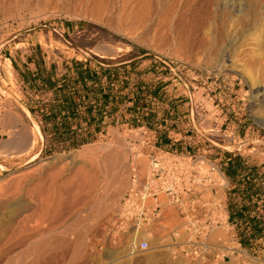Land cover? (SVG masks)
Instances as JSON below:
<instances>
[{
  "label": "rangeland",
  "instance_id": "1",
  "mask_svg": "<svg viewBox=\"0 0 264 264\" xmlns=\"http://www.w3.org/2000/svg\"><path fill=\"white\" fill-rule=\"evenodd\" d=\"M28 53L32 68L58 80L72 72L75 61L91 66L105 83L106 68L119 67L112 73V90L122 97L118 110L97 134L93 128L76 129L72 137L55 132L59 120L46 115L52 92L24 87L23 73L16 70ZM149 85L156 93L137 105L140 88ZM0 115L6 121L0 131V245L8 242L0 248V264H198L188 246L174 256L171 241L161 238L133 253L132 240L111 236V215L128 186L134 146L156 140V125L175 129L185 150H194L200 139L209 157L213 141L226 153L241 148L262 155L264 0H0ZM18 119L23 127H7ZM26 129L34 150L8 149ZM120 155L124 170L110 171ZM135 162L143 175L147 156ZM254 212L257 207L248 211ZM25 218L33 222L25 224ZM230 222V229L210 237L225 241V260L218 264H264V235L255 238L244 224ZM21 224L38 229L19 235ZM14 229L16 239L10 235Z\"/></svg>",
  "mask_w": 264,
  "mask_h": 264
},
{
  "label": "built area",
  "instance_id": "2",
  "mask_svg": "<svg viewBox=\"0 0 264 264\" xmlns=\"http://www.w3.org/2000/svg\"><path fill=\"white\" fill-rule=\"evenodd\" d=\"M200 143L195 140L194 150L180 151L166 150L150 140L134 146L135 161L141 154L147 156V168L142 175L133 161L128 186L110 220L111 236L132 240L133 253L149 249L151 240L170 234L174 247L180 251L183 244L188 246L198 264L225 260V241L211 242L210 237L217 229L233 226L225 200L229 181L222 156L202 153ZM211 143L208 149L216 146L225 151L221 143ZM166 206L177 215V226L163 222Z\"/></svg>",
  "mask_w": 264,
  "mask_h": 264
},
{
  "label": "crops",
  "instance_id": "3",
  "mask_svg": "<svg viewBox=\"0 0 264 264\" xmlns=\"http://www.w3.org/2000/svg\"><path fill=\"white\" fill-rule=\"evenodd\" d=\"M24 52L26 53L27 51L25 50ZM28 55H29L28 59L22 57L23 66H20L19 63H16L15 66L18 73L19 72L23 73L21 80L24 87H27L30 90L35 91V89L33 88L46 85V83H44L45 78L43 77H46V75H48V71H46V74H44L41 67L32 68L29 59L33 60V57L29 53ZM41 74H43L44 76H42ZM27 93L29 96L32 95L29 91H27ZM38 93L36 94V97H38L39 95ZM46 96L48 98V95ZM21 99L22 98L20 97V100ZM20 100L19 103L24 102L23 99L22 102ZM26 110L29 111V109ZM166 122L168 121L166 120ZM7 125L8 128L23 127V124L19 119L13 122V124L8 123ZM219 125H217V127ZM172 126L174 127L173 124ZM223 126L224 125H220L219 130L222 131ZM5 129H6V121L3 117H0V131H5ZM160 129H165V130L161 131ZM157 130L159 131V134L157 135L156 140L154 141L157 144H159L161 147H163L166 150H175V151L185 150L183 144L186 143V141L181 140L182 136H178L177 133H174L176 131L175 129L169 128L167 125L164 126L163 124H161V125H156V131ZM24 132L25 134H21V133L17 134V136H15V138L11 141V143H15V141H17L16 143H19V141L20 142L23 141V138L24 140L25 139L29 140V138L31 137H32L31 139H34L33 135L30 134V131L28 129L24 130ZM3 143H4L3 138L0 137V150L2 149ZM208 152H210L212 158H217V156L219 155L222 156L221 157L222 167L225 170V175L229 181V186L225 194V200L227 205L230 206V209L232 210L230 215L232 221L244 225L249 223H255V224H263L264 226V156L258 154L251 155L249 153L245 154V152L244 153L234 152L231 154H227L224 150L216 146L209 148ZM234 162L241 163L242 166L233 169L229 168V164ZM250 203H253L252 204L253 206L257 205L259 212L248 213L247 211H245L246 208L250 205ZM163 222L173 226H177L179 223L177 215L174 214V212L169 206L165 207ZM251 233L252 236L255 238L262 237L264 235V228L262 230V235L254 230H251ZM162 239L165 241H171L170 244H167V246L173 248V254L175 256L176 252H178L179 249H176V247H174L175 240L172 237V235L168 234ZM115 240L118 241L119 238H116ZM161 244L158 247L161 248L166 246Z\"/></svg>",
  "mask_w": 264,
  "mask_h": 264
},
{
  "label": "trees",
  "instance_id": "4",
  "mask_svg": "<svg viewBox=\"0 0 264 264\" xmlns=\"http://www.w3.org/2000/svg\"><path fill=\"white\" fill-rule=\"evenodd\" d=\"M118 68H106V72L109 74L107 83L103 81V76L99 75L91 66H85L77 61L74 62L72 72L69 70L59 80L55 79L52 73L43 77L46 85L33 89L37 92L43 90L52 92L53 99L48 104L49 108L46 115L48 114L49 119L54 121L59 120L54 126L55 132L72 137V134L77 133L78 129H85V132L90 133V128H93L95 134L101 130L105 118H112L114 112L118 110L119 102L122 101V97L117 96V93L112 90L115 81V76L112 73H117ZM146 88L145 90L140 88L137 95L139 99L136 101L137 105H140L149 94L156 93L155 90H152L151 85ZM74 123H77L78 128H73ZM231 153L234 152H227V154ZM241 166L242 164L238 162L229 164V168L232 169ZM253 207H257V205L248 206L245 211L248 212ZM244 227L249 228L250 233L251 230H254L261 235L264 228L263 224L255 223L246 224Z\"/></svg>",
  "mask_w": 264,
  "mask_h": 264
},
{
  "label": "bare ground",
  "instance_id": "5",
  "mask_svg": "<svg viewBox=\"0 0 264 264\" xmlns=\"http://www.w3.org/2000/svg\"><path fill=\"white\" fill-rule=\"evenodd\" d=\"M228 1H229V0H228ZM231 1H232V0H231ZM233 2H234V0H233ZM237 5H238V4H237ZM231 6H232V5H231ZM238 6H239V5H238ZM233 7H234V6H233ZM239 7H240V6H239ZM237 9H238V8H237ZM240 9H241V8H240ZM238 10H239V9H238ZM235 11H236V8H235ZM239 11H240V10H239ZM242 11H243V10H242ZM27 111H28V110H27ZM28 113H29V111H28ZM29 114H30V113H29ZM30 117H31V115H30ZM38 133H39V132H38ZM17 138H18V137H17ZM27 138H29V137H27ZM31 138H32V137H31ZM31 138H29V140H26V139L24 140V138H23V141H21L22 143L19 141L20 144H19V143H16L17 141H15V143H9V145H7V148H8V149H11V150L24 151V153H25V151H28V150H30V149H33V150H34V146H35L36 142H35V139H31ZM10 142H11V141H10ZM21 145H22V146H21ZM107 150H108V149H107ZM84 151H87V149L84 150ZM29 152H30V151H29ZM113 152H114V151H113ZM113 152H112V154H114V155H113V156H114L113 158H114V160H115V158H116V157H115V156H116L115 153H117V152H115V153H113ZM20 154H21V152H20ZM27 154H28V153H27ZM75 154H76V153H73V154H72V155H73L72 158H73L74 160H75V158L77 159V156H78L77 154H76V155H75ZM120 154H121V153H120ZM85 155H86V152H85ZM121 155H122V154H121ZM121 155H120V157H121ZM81 156H82V155H81ZM109 156H110V155H109ZM111 156H112V155H111ZM111 156H110V157H111ZM88 157H89V156H88ZM110 157H109V158H110ZM120 157H117V158H118V160H116L117 162L114 161V163H113L112 165H111V163H112V159H111V158H112V157L110 158V165H111V166L109 167L110 171H111V170H119V171H120V170H121V171L124 170L123 167H124L125 165L122 163L123 160L121 161V159H122L123 157H121V158H120ZM119 158H120V160H119ZM59 159H60V158H59ZM107 159H108V158H107ZM123 159H125V158H123ZM57 160H58V159H57ZM60 160H61V159H60ZM81 162H82V161H81ZM103 163H104V162H103ZM107 163H108V160H107ZM108 164H109V163H108ZM83 165H84V164H83ZM86 165H87V164H86ZM80 167H81V166H80ZM78 169H79V168H78ZM106 169H107V168H106ZM126 169H127V166H126ZM82 170H83V169H82ZM80 171H81V170H80ZM80 171H78L79 173H78V172H77V173H78V176H80V177L82 178V177H84L85 170H83L84 172L82 171L83 173L81 172L82 175H79V174H80ZM101 171H102V170H101ZM104 171H105V170H104ZM104 171H102V172L104 173ZM121 171H120V172H121ZM108 172H109V171H108ZM114 172H115V171H114ZM116 172H118V171H116ZM105 173H106V172H105ZM117 174H118V173H117ZM117 174H116V175H117ZM107 175H108V174H107ZM120 175H121V174H120ZM78 176H76V178H80V177H78ZM90 176H92V175H89V177H90ZM96 176H97V175H96ZM122 177H123V176H122ZM87 178H88V177H87ZM90 178H91V177H90ZM83 179H84V178H83ZM120 179H121V178H120ZM84 180H86V182H87V179H84ZM89 180L91 181V183H93V185L89 184ZM89 180H88V183H86V182L84 181L83 184L86 183V184H89L90 186H94V182H95V181H93L94 179L91 178V179H89ZM113 180H114V179H113ZM73 181H74V179H73ZM75 181H76V180H75ZM116 181H117V180H116ZM114 182H115V180H114ZM114 182H113V185L115 184ZM79 183H80V182H79ZM118 183L120 184V182H118ZM72 184H73V183H72ZM72 184H71V185H72ZM76 184H77V182H76ZM116 184H117V183H116ZM77 185H78V184H77ZM89 185H88V186H89ZM80 186H82V185H80ZM118 186H119V185H118ZM121 186H122V185H121ZM73 187H74V184H73ZM83 187H84V186H83ZM49 189H50V188H49ZM74 189H75V188H74ZM79 189H80V188H79ZM81 190H82V189H81ZM88 190H89V188H88ZM48 191H49V190H48ZM66 191H67V190H66ZM71 191H72V190H71ZM75 191H76V190H75ZM78 191L80 192V190H78ZM84 191H85V190H84ZM73 192H74V191H73ZM88 192H89V191H88ZM81 193H82V192H81ZM89 193H91V192H89ZM36 195H37V194H36ZM41 196H42V194H41ZM43 196H44V195H43ZM43 196H42V197H43ZM35 197H36V196H35ZM73 197H74V196H73ZM89 197H90V196H89ZM97 197H98V196H97ZM97 197H96V198H97ZM100 197H101V196H100ZM47 198H48V197H47ZM82 198H83V197H82ZM96 198H94V199H96ZM106 198H107V197H106ZM42 199H43V198H42ZM63 199H64V198H63ZM40 200H41V199H40ZM61 200H62V199H61ZM61 200H60V201H61ZM77 200H78V199H77ZM82 200H83V199H82ZM60 201H59V202H60ZM83 201H84V200H83ZM93 201H94V200H93ZM80 202H81V200H80ZM53 203H54V201H53ZM60 203H61V202H60ZM78 203H79V202H78ZM96 203H97V202H96ZM76 204H77V203H76ZM45 205H46V203H45ZM45 205H44V206H45ZM52 205H53V204H52ZM108 205H109V204H108ZM39 208H40V207H39ZM59 208H60V207H59ZM37 209H38V208H37ZM40 209H41V208H40ZM49 209H50V208H49ZM56 210H57V209H56ZM58 210H59V209H58ZM36 212H37V211H36ZM57 213H58V211H57ZM55 214H56V213H55ZM18 217H19V216H18ZM48 217H49V216H48ZM27 219H28V223L32 221L31 218H30V221H29V218H27ZM27 219H26V218L23 219V220H25V224H26V222H27ZM23 220H22V221H23ZM22 221H20V222L22 223ZM44 221H47V220H43L42 222H44ZM13 222H14V221H13ZM32 222H33V221H32ZM42 222L40 221V223L37 224V225L40 224V225L38 226V228H39V227L42 228V226H41V223H42ZM23 223H24V221H23ZM17 224H18V223H17ZM25 224H24V225H25ZM13 225H15V224H13ZM18 225H19V224H18ZM21 225H22L23 227H25L23 224H21ZM37 225H36V226H37ZM10 226H11V225H10ZM29 226H30V225H29ZM36 226H34V227L32 226L33 228H32V227H31V228H32L33 230L36 231V229H38ZM13 227H15V226H13ZM13 227H12V228H13ZM16 227H17V229H18V228L20 227V225H19V227H18V226H16ZM16 227H15V228H16ZM23 227H22V228H23ZM26 227H27V229H26ZM26 227L22 229V230L24 231V232H22V233H21V231H20V233H19V230H21V228H19L18 232H17V230L15 231V229H14V231L17 232V233H14V235H12V234H13V230H11V229H12V228H11L10 230L12 231V234H10V235L13 236V237H12L13 239H16L15 234H16V235H17L18 233H19V235H20V234H23V233L25 234L26 232L28 233L29 230H30V232H31L32 229H29V230H28V228H30V227H28L27 225H26ZM35 227H36V228H35ZM41 228H39V229H41ZM24 229L26 230V232H25ZM33 230H32V231H33ZM8 234H9V233H8ZM8 234H7V235H8ZM46 234H48V233H46ZM10 235H9V237H10L9 239L12 240V238H11ZM43 235H44V233H43ZM4 236H5V235H4ZM14 236H15V237H14ZM21 236H22V235H21ZM37 236H38V235H37ZM7 238H8V237L4 238V237L2 236V239H5V240H6ZM0 239H1V238H0ZM32 239H33V238H32ZM40 239H41V237H40ZM45 239H46V238H45ZM5 240H4V241H5ZM10 240H7V241H9V243H10ZM19 240H20V239H19ZM45 241H47V239L44 240L43 243H44ZM11 242H12V241H11ZM25 242H27V241H25ZM61 242H62V241H61ZM2 243H3V242H2ZM2 243H1V244H2ZM7 243H8V242H7ZM7 243H4V244L7 245ZM28 243H30L29 240H28ZM28 243H27V244H28ZM36 243L39 244L38 242H36ZM46 243L48 244V242H46ZM4 244H3V246L0 245V246H1L0 248H1V249L5 246ZM33 244H34V243H33ZM33 244H32V245H33ZM19 245H20V244H18V247H19ZM25 245H26V244H25ZM32 245H31V246H32ZM42 245H43V244L41 243L40 248H41ZM9 246H10V245H9ZM9 246H8V247H9ZM31 246H28V247L31 248ZM36 246H37V245H36ZM44 246H46V245L44 244ZM59 247H60V246H59ZM61 247H62V246H61ZM14 248H16V247H14ZM14 248H12L11 251H13ZM37 248H38V247H37ZM37 248H36V249H37ZM44 248H45V247H44ZM41 249H42V248H41ZM39 250H40V249H39ZM11 251H10V252H11ZM15 251H16V250H15ZM10 252H9L8 255H11V254L13 253V252H12V253H10ZM35 252H36V251H35ZM2 254H3V252L1 251V252H0V257L2 256ZM13 255H14V254H13ZM34 255H37V254H34ZM41 255H42V254H41ZM2 257H3V256H2ZM2 257H1V258H2ZM6 257H7V256H6ZM10 257H11V256H10ZM46 260H47V259H46ZM0 262H2V261L0 260ZM9 262H11V261H9ZM2 264H3V263H2Z\"/></svg>",
  "mask_w": 264,
  "mask_h": 264
}]
</instances>
